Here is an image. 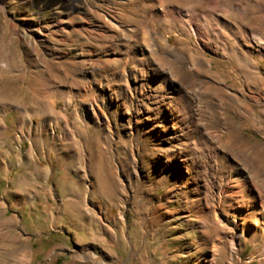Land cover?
Segmentation results:
<instances>
[{"label": "rangeland", "instance_id": "obj_1", "mask_svg": "<svg viewBox=\"0 0 264 264\" xmlns=\"http://www.w3.org/2000/svg\"><path fill=\"white\" fill-rule=\"evenodd\" d=\"M111 1L0 0V264H208L213 259L210 250L193 255L202 230L184 218L192 207L182 195L190 192L188 185L177 186L180 179L163 177L157 167L173 159L174 129L163 123L153 101L134 110L119 93L120 84L108 83L123 63L106 67L107 49L119 43L90 32L100 24L92 10L101 16L119 13ZM228 1L230 13L215 14L243 27L250 38H262L257 39L263 43L248 38L245 44L264 79V0ZM58 4L65 8L57 11ZM170 36L174 48L186 37L180 28ZM214 46L197 62L214 60L215 89L226 81L232 91L218 100L204 96L201 121L230 147L259 156L264 173V111L252 96L234 91L250 82L232 58L214 54ZM158 88L152 83L137 99ZM248 104L255 116L246 112ZM209 151L218 165L228 166L213 146ZM234 208L225 206L221 220L240 235L238 210L249 205ZM191 218L200 223L209 217ZM231 254L215 264H264V251L253 240L242 241Z\"/></svg>", "mask_w": 264, "mask_h": 264}, {"label": "bare ground", "instance_id": "obj_2", "mask_svg": "<svg viewBox=\"0 0 264 264\" xmlns=\"http://www.w3.org/2000/svg\"><path fill=\"white\" fill-rule=\"evenodd\" d=\"M145 1L153 0L111 1L120 7L119 13L112 11L101 16L94 10L91 12L99 20L95 22L100 24L97 25L99 27L93 26L90 33L99 38L115 39L119 43V46L107 49L106 56L109 59L106 67L123 63L120 71L111 74L108 83L112 80L115 84H120L119 93L131 103L134 110L143 105L144 101H153L155 112L166 118L163 123L174 129L171 137L177 145L171 150L173 159L160 161L157 167L163 177L173 175L175 179H180L181 182L177 183V186L188 185L190 192L182 195L186 196L192 207L186 210L184 218L202 230L197 239L199 245L193 255H202L206 250H210L213 259L208 261V264H215L218 258L227 252H238L242 241L247 240L256 242L258 251L263 254L264 173L261 170V160L259 156L253 155L249 148L240 150L235 146L230 147L229 141H224L219 133L210 131L200 117L205 105L204 96L218 100L221 99L220 96L227 94L226 91H232L225 85L226 81L219 82L222 83L223 90L215 89L218 82L212 78L214 60H207L205 64L197 62L200 58H206L205 51L209 50L211 43H216L213 53L218 56L222 54L225 59L232 58L243 70L242 76L250 82V85L242 84V87L234 91L245 99L249 94L252 96L251 101L264 111V79L257 70L259 67L251 55L252 52L245 44L251 34L226 19H218L216 11L223 15L230 13V10L225 9L229 7L228 0H154L144 5ZM61 5L58 4L57 11L65 8ZM206 7L212 8L205 9ZM130 18L136 19L135 22L129 23ZM159 25L160 27H157ZM177 28L186 35L179 42L178 49L169 44L170 35ZM159 29H163V32ZM257 38L253 36L250 39L255 41L261 37ZM140 40L142 42H139ZM129 41L139 43L140 46L135 48L126 45ZM185 46H192V50H187ZM132 65L141 68L134 71L131 69ZM184 66L188 69L185 70ZM202 66L205 67L206 73L201 71ZM93 70H97V67ZM152 83L159 87L157 92L154 95L145 94L143 101L138 100L139 92L143 94ZM254 92H259L260 95H254ZM245 110L255 116V111L250 105H246ZM136 114L135 112L134 115ZM224 132H227L226 129ZM227 136L233 137L230 134ZM209 145L214 147L215 153L223 155L222 158L227 161L228 166L220 163L218 165L209 151ZM217 167L220 169H215ZM133 169L135 179L139 181L138 164L134 159ZM121 186L125 189L123 182ZM246 205H249L246 211L238 210L244 225L238 235L235 230L224 224L220 212L225 206L233 209ZM158 209L161 211V206ZM192 214L209 218L197 223L192 220ZM247 224L255 229L248 230ZM197 264H201L200 260Z\"/></svg>", "mask_w": 264, "mask_h": 264}]
</instances>
